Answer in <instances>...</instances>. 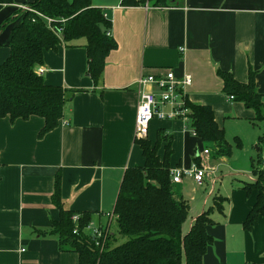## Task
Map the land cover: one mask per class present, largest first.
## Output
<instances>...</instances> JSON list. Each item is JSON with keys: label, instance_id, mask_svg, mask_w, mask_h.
Returning a JSON list of instances; mask_svg holds the SVG:
<instances>
[{"label": "crops", "instance_id": "crops-1", "mask_svg": "<svg viewBox=\"0 0 264 264\" xmlns=\"http://www.w3.org/2000/svg\"><path fill=\"white\" fill-rule=\"evenodd\" d=\"M33 1L13 0L0 9V24H6L0 31V64L10 53L19 11ZM92 6L110 19L117 44L105 58L100 80L94 83L87 73L85 38L61 40L56 49L44 51L41 65L46 84L71 91L58 125L40 136V116L0 118V264H79L78 254L62 251L50 233L60 216L52 201L55 178L60 176L64 206L89 212L94 225H105L125 171L145 162L136 142V113L139 91L151 86L138 81L169 70L178 78L191 76L188 101L212 109L230 145L227 155L212 147L204 154L206 144L186 126V118L153 119L149 125L151 142L160 128L172 134L170 171L190 168L196 155V165L206 170L201 186L188 177L174 183L189 204L187 230L213 209L206 226L213 241L203 264H264V215L243 228L257 196L243 183L256 180L254 171H264V120H255L252 109L224 94L217 74L220 69L246 82L250 67L264 95V0H172L166 7L92 0ZM163 153L164 144L158 155ZM220 198L218 210L214 204Z\"/></svg>", "mask_w": 264, "mask_h": 264}, {"label": "trees", "instance_id": "trees-1", "mask_svg": "<svg viewBox=\"0 0 264 264\" xmlns=\"http://www.w3.org/2000/svg\"><path fill=\"white\" fill-rule=\"evenodd\" d=\"M13 0H0V9ZM126 5L166 7L172 0H122ZM32 11H19L20 22L12 29L10 53L0 64V118L9 116L28 119L36 115L44 119L39 135L54 129L64 113L70 90L48 85L36 67L42 65L45 50L56 49L61 40L70 42L85 38L87 73L94 83L102 75L107 54L117 44L110 33L111 21L92 0H34ZM36 10V11H33ZM47 19L51 21L48 22ZM9 19L7 22L11 21ZM0 24V31L5 27ZM222 91L255 112V120H264L263 99L255 85V72L249 67L246 82L231 73L217 70ZM186 126L192 133L220 155L230 153L224 131L218 126L209 106L186 100ZM145 162L128 168L121 181L113 209V220L101 237H93L84 228L91 221L89 212H78V234L72 231L76 213L60 198V176L54 182L52 201L60 216L53 221L50 233L57 236L62 251L78 254L79 264H203V256L213 238L206 231L212 223V207L203 211L184 232L189 204L178 186L171 181L169 158L172 134L164 128L157 131L152 143L148 137L136 139ZM164 144L160 157L158 150ZM194 160L198 161V155ZM256 180L243 183V189H255L257 196L243 228L249 229L258 215H264V171H254ZM220 210L222 199L215 202ZM114 225V228H113ZM119 235L128 237L115 244Z\"/></svg>", "mask_w": 264, "mask_h": 264}, {"label": "built area", "instance_id": "built-area-1", "mask_svg": "<svg viewBox=\"0 0 264 264\" xmlns=\"http://www.w3.org/2000/svg\"><path fill=\"white\" fill-rule=\"evenodd\" d=\"M27 7H24V10ZM50 22V19H47ZM44 68L39 65L36 67V73L42 75ZM139 84L143 86H151L150 90L141 89L139 91V102L136 113L135 135L137 139L147 138L149 133V125L153 119H163L167 117L186 118L188 108L186 107L187 87L192 83L189 75L176 77L174 72L169 70L160 77L147 76L139 79ZM230 98H232L230 96ZM169 105L171 111L165 113L163 107ZM204 154H208V150H203ZM172 183H180L183 178H191L196 185L201 186L206 176V170L196 164L186 169L183 167L174 168L170 171ZM79 214L75 213L72 220L75 223L73 229L74 234H78L77 223ZM106 223L103 226L94 225L91 221L85 226L84 230L91 234L94 238L101 237L109 223L113 220V212L105 213Z\"/></svg>", "mask_w": 264, "mask_h": 264}, {"label": "rangeland", "instance_id": "rangeland-1", "mask_svg": "<svg viewBox=\"0 0 264 264\" xmlns=\"http://www.w3.org/2000/svg\"><path fill=\"white\" fill-rule=\"evenodd\" d=\"M32 11V8H30V6H28L26 9H25V11ZM22 11H24V9L22 10ZM33 11H36V10H33ZM22 14L23 13H21L20 14V19H22ZM153 143V142H152ZM162 146V145H161ZM160 149V148H159ZM211 167V166H210ZM245 179H246V177H245ZM190 219V216L188 217V220L186 219V222L184 223V226H183V229H184V232L185 231H187V226H188V224H189V220ZM113 228H114V225H113ZM127 238L128 237H126V236H122V235H119L118 237H117V242L115 243V244H121V243H123L124 241H126L127 240Z\"/></svg>", "mask_w": 264, "mask_h": 264}]
</instances>
